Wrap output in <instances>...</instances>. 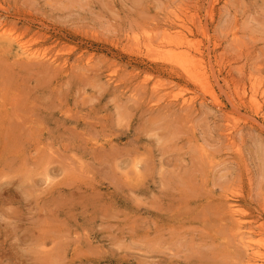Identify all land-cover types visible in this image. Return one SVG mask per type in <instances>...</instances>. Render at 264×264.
<instances>
[{"label": "rangeland", "instance_id": "obj_1", "mask_svg": "<svg viewBox=\"0 0 264 264\" xmlns=\"http://www.w3.org/2000/svg\"><path fill=\"white\" fill-rule=\"evenodd\" d=\"M263 249L264 0H0V264Z\"/></svg>", "mask_w": 264, "mask_h": 264}, {"label": "bare ground", "instance_id": "obj_2", "mask_svg": "<svg viewBox=\"0 0 264 264\" xmlns=\"http://www.w3.org/2000/svg\"><path fill=\"white\" fill-rule=\"evenodd\" d=\"M176 16V15H175ZM175 23H177L176 25H179V27H181L180 26V24L182 25V21L180 20V17L179 16H176L175 17ZM173 22V21H172ZM178 27V26H177ZM177 27L175 28V27H173L172 29H170V31L168 30L167 32H165L164 34H163V37H162V39H163V42L161 41V43L162 44H164V46H169V47H172V49L170 48V51H167L168 53H169V55H170V57L168 58V59H170V62H169V66H167V67H170L171 68V70L173 71V70H176L177 72H179L180 74H182V75H184L185 76V78L186 79H188L189 81H193V82H196V80H197V78L195 77V73H194V71H193V69H192V67L190 66V65H188L187 63H184L185 61H187L188 59V57H189V55H191V54H188V53H186V50H184V46H188L187 44H188V42H189V36L187 37L186 35V33H184V32H182L181 30H182V28H180V30L178 31V29H177ZM186 34V35H185ZM15 39V38H14ZM5 41V40H4ZM7 42H9V41H7ZM190 42H191V40H190ZM10 43V42H9ZM7 45H8V43H6ZM190 44V43H189ZM191 45H192V43H191ZM9 47H10V45H9ZM190 47V46H189ZM193 47V46H192ZM5 48V47H4ZM194 48V47H193ZM2 49V48H1ZM6 50H8V48H5ZM4 49V50H5ZM148 52H149V49L150 48H148V47H146L145 48ZM22 50V49H21ZM20 50V51H21ZM187 50H189L188 48H187ZM190 50H191V48H190ZM146 51V52H147ZM26 52V51H25ZM28 52V51H27ZM27 52L25 53L26 55H27ZM22 53H24V52H22ZM190 58H192V57H190ZM186 59V60H185ZM28 60V59H27ZM165 60V59H164ZM196 61V60H195ZM189 62V61H188ZM195 65V64H194ZM199 69V68H198ZM200 70H201V68H200ZM178 73V74H179ZM175 74V73H174ZM179 74V75H180ZM176 75V74H175ZM109 78H110V76H108ZM112 79V78H111ZM147 81V80H146ZM203 82V81H202ZM108 84V83H107ZM196 84V83H195ZM199 85V84H198ZM203 86V85H202ZM201 86V87H202ZM206 89V88H205ZM207 91V90H206ZM210 94V93H209ZM241 96H243V95H241ZM241 101V100H240ZM256 101H257V99L255 98V96H254V94L253 95H251V97H250V102H252L253 104H255L254 105V107L256 108V106L258 107V103H256ZM188 102L187 101H183V105H185V104H187ZM186 106V105H185ZM190 107L192 106V105H189ZM260 107V106H259ZM258 107V108H259ZM256 110H257V108H256ZM258 111V110H257ZM28 112V111H27ZM32 114V113H31ZM17 115V114H16ZM26 115V114H25ZM18 117V116H17ZM20 118V117H19ZM19 118H17V120H19ZM30 118V117H29ZM35 118V117H34ZM21 119V118H20ZM23 119V118H22ZM12 120V119H11ZM36 121V120H35ZM25 122V121H24ZM30 122V121H29ZM33 122V121H32ZM20 123V122H19ZM15 124H16V122H15ZM26 124H27V122H26ZM20 125V124H19ZM23 129H24V127H23ZM28 130V129H27ZM11 132V131H10ZM21 137V136H20ZM22 141V140H21ZM228 207H229V203H228ZM233 207V206H232ZM236 208V207H235ZM234 207H233V209H235ZM232 208H230V210L233 212V214L234 213H236V211L234 212V210H233ZM229 210V212L231 213L230 215L232 216V212ZM235 215V214H234ZM233 215V216H234ZM232 216V217H233ZM235 218V217H234ZM239 219V218H238ZM240 221V220H239ZM239 225L241 226V224H240V222H239ZM237 226V225H236ZM241 228V227H240ZM242 228H243V226H242ZM241 228V229H242ZM248 241H250V240H248ZM247 246H248V248L249 247H251L252 246V244H250V242L247 244ZM249 249H251V248H249ZM252 249H253V247H252ZM257 249V248H256ZM257 250H259V248L257 249ZM257 250H255L254 251V253H253V255H251L250 253H252V252H250L249 254L252 256V258L250 259V260H248V261H250V262H252V264H264V255H263V253H259ZM252 251V250H251ZM260 251V250H259ZM263 251H264V249H263ZM261 252V251H260ZM248 263V262H247ZM248 264H251V263H248Z\"/></svg>", "mask_w": 264, "mask_h": 264}]
</instances>
